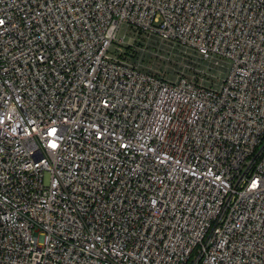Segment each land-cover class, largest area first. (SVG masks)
<instances>
[{
    "label": "built area",
    "instance_id": "2783aa9c",
    "mask_svg": "<svg viewBox=\"0 0 264 264\" xmlns=\"http://www.w3.org/2000/svg\"><path fill=\"white\" fill-rule=\"evenodd\" d=\"M0 21V264H264V0H0ZM150 45L211 78L144 69Z\"/></svg>",
    "mask_w": 264,
    "mask_h": 264
},
{
    "label": "rangeland",
    "instance_id": "374dc122",
    "mask_svg": "<svg viewBox=\"0 0 264 264\" xmlns=\"http://www.w3.org/2000/svg\"><path fill=\"white\" fill-rule=\"evenodd\" d=\"M133 58L140 59L144 69L160 72L172 78L180 74L191 76L202 74L208 79L211 78V69L206 68L205 63H199L196 56L168 46H145L142 51L136 52Z\"/></svg>",
    "mask_w": 264,
    "mask_h": 264
},
{
    "label": "snow or ice",
    "instance_id": "6c2138e0",
    "mask_svg": "<svg viewBox=\"0 0 264 264\" xmlns=\"http://www.w3.org/2000/svg\"><path fill=\"white\" fill-rule=\"evenodd\" d=\"M0 23H2V21H0Z\"/></svg>",
    "mask_w": 264,
    "mask_h": 264
}]
</instances>
